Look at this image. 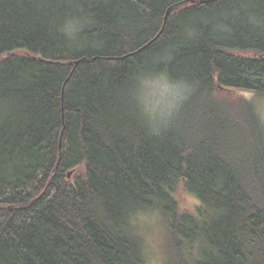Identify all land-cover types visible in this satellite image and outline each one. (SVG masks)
<instances>
[{
  "label": "trees",
  "instance_id": "1",
  "mask_svg": "<svg viewBox=\"0 0 264 264\" xmlns=\"http://www.w3.org/2000/svg\"><path fill=\"white\" fill-rule=\"evenodd\" d=\"M162 76L190 87L165 118ZM238 89L264 96V0H0V264H144L142 211L168 264H264V123L218 95Z\"/></svg>",
  "mask_w": 264,
  "mask_h": 264
},
{
  "label": "rangeland",
  "instance_id": "2",
  "mask_svg": "<svg viewBox=\"0 0 264 264\" xmlns=\"http://www.w3.org/2000/svg\"><path fill=\"white\" fill-rule=\"evenodd\" d=\"M190 91L189 86L156 77L148 81L144 91L146 108L156 117L165 118L181 103ZM218 95L242 97L253 102L264 123V96L243 89L224 90ZM173 107V108H172ZM184 210L195 211L200 200L181 186L175 194ZM136 231L143 239L144 264H168V231L162 215L156 211L139 212L133 219Z\"/></svg>",
  "mask_w": 264,
  "mask_h": 264
}]
</instances>
